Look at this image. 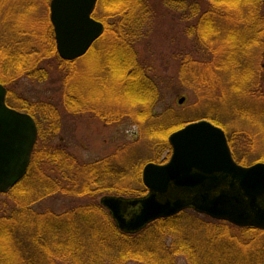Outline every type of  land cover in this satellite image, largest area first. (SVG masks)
Instances as JSON below:
<instances>
[{
  "label": "rangeland",
  "instance_id": "obj_1",
  "mask_svg": "<svg viewBox=\"0 0 264 264\" xmlns=\"http://www.w3.org/2000/svg\"><path fill=\"white\" fill-rule=\"evenodd\" d=\"M148 1L154 15L150 17L149 27L145 28L147 32L144 37L134 46L138 54L135 64L138 62L142 69L138 67L139 72L132 75H142L145 71L151 76L152 80L148 78V82L144 83L146 86L148 83L147 87L136 85V88L152 89L151 93L140 91L138 94L143 93V97L140 95L141 99H134L124 92L132 88L131 84L126 85L127 68L131 65V61L123 57L126 49L111 47L109 53L105 52L103 46L108 41L101 40L92 46L93 51L87 57H81L73 64L76 71L74 75L70 74V78H66L65 71L59 68V61L53 60L51 66L45 67L44 77L39 75L31 79L23 76L15 83L11 82L9 86L15 96L42 103L51 100L58 102L63 88L62 80H69L71 86L66 88H73V91L78 88L85 104L95 108L99 114L89 110L73 113V109H64L62 104L61 129L54 140L65 144L78 163L98 159H106L107 162L110 159L119 165L118 168L122 169L120 166H123L126 180L116 179L115 182L122 181L124 185L128 182L130 185L137 184L132 181L135 167H143L158 154L162 155V159L167 156L168 150H160V146L154 145L156 138L161 140V135L167 131L169 137L171 132L186 123L201 119L223 127L237 139L234 153L241 163L264 161V0H195L198 1L194 5L196 10H203L207 6L215 10L203 21L190 14L187 4L167 0ZM13 2L0 0V25L11 24ZM109 8L108 2H99L94 16L99 19L109 14ZM37 10L35 16L45 13L44 7ZM22 16L23 19L26 17ZM253 33L259 34L258 41L253 38ZM236 43L241 49L245 45L248 47L242 53H237L233 50ZM111 54H116V57ZM3 57L0 55V59ZM117 61L123 65L118 67ZM182 97L183 102H179ZM125 107L130 114L133 111L139 117L131 118L125 113L127 110L123 111ZM116 110L123 113L117 114L115 120L112 112ZM151 112L159 120L153 128L147 127L143 121ZM28 189L33 188L29 186ZM21 194L23 192L19 190L9 195L0 193V213ZM105 194L116 192L104 191L95 197L56 193L45 197L35 206L61 212L76 205L100 204L99 200ZM93 214L105 219L108 212L99 210L90 215ZM186 217L185 225L188 228L185 233L188 238L205 245L207 234L214 233L210 229L212 226L191 213H187ZM84 230L85 244L96 246L95 239L102 238V234L96 228L84 227ZM14 235L21 247L17 233ZM13 241L11 249L0 250V260H4L5 264H14L17 247ZM9 254H13V261L8 258ZM124 264L144 263L128 261ZM178 264H186V260L180 257Z\"/></svg>",
  "mask_w": 264,
  "mask_h": 264
},
{
  "label": "trees",
  "instance_id": "obj_2",
  "mask_svg": "<svg viewBox=\"0 0 264 264\" xmlns=\"http://www.w3.org/2000/svg\"><path fill=\"white\" fill-rule=\"evenodd\" d=\"M103 1L108 2L110 8L107 12L109 14L99 17L105 23V29L97 41H108L103 46L108 53L113 47L126 49L123 57L131 61V65L127 68L129 74H126V85L131 84L132 88H127L124 92L134 99H141L143 93L138 94L140 91L151 93L152 89L136 88V85H144L151 76L145 71L142 75H132L138 73L140 67L138 62L137 65L135 64L138 54L134 46L144 37L147 32L145 28L147 29L151 24L149 21L154 15L152 5L148 0H99L98 3ZM167 2L187 4L190 14L200 21L207 20L211 12H215L211 6L196 10L194 5L198 1L194 0H167ZM49 3L50 0H14L11 24L0 25V55L4 56L0 59L2 66L0 82L7 86V101L11 106L31 113L38 124V140L28 172L9 192L3 193L9 195L15 190L23 192L17 195L13 204H7L0 213V250L12 248L16 232L21 247L15 238L17 249L16 257L14 252V264H124L128 261L144 264H178L180 257L186 260V264H264L263 229L238 227L192 209L183 210L171 217L159 218L143 230L132 234L120 230L101 203L76 205L70 210L61 212L36 207L42 199L56 193L95 197L104 191L131 196H138L147 191L141 178L142 167H135L133 170L132 181L137 184L130 185L128 182L124 185L122 181L117 183L116 179L126 180L123 166H120L122 169L118 168L119 165L117 166L110 159L107 162L106 159H98L95 162L78 163L75 155L65 144L54 140L61 129L62 104L64 109H73V113L89 110L99 114L95 108L85 104V99L78 92V88H74V91L73 88H66L71 86L69 80L65 82L62 80L63 88L58 102L51 100L42 103L26 97H17L9 86L11 82L15 83L23 76L31 79L39 75L44 77L45 67L51 66L53 60L59 61V68L65 71L66 78H70V74H75L73 64L78 59L63 60L58 55L53 25L49 17ZM40 7L45 8V13L35 16V10ZM22 14L27 17H24L26 22ZM28 24L32 26H26ZM252 35H255L253 38L257 41L260 38L257 33ZM247 47L245 45V48ZM233 48L237 53H242L245 49H241L238 43L234 44ZM92 51L91 47L82 58L87 57ZM111 55L116 57V54ZM118 63L119 61L116 62L118 67L123 65ZM146 84L148 86V83ZM155 90L156 88L153 92ZM125 108L123 111L127 110L125 113L131 118L139 117H137L138 113L135 115L132 111L130 114L129 109ZM123 111H113L112 118H117ZM146 117L143 121L146 122L147 127L153 128L156 122H159L157 115L152 112ZM161 136V140L155 139L154 145L168 152L164 159L161 154L152 158L157 162L166 160L171 152L168 131ZM228 139L234 151L237 139L229 134ZM46 168L54 173H48ZM29 186L33 189H28ZM99 210L108 212L106 217L104 216L105 219L98 218V214L90 215ZM187 213L203 218L206 224L212 226L210 229L214 230V233L207 234L205 245L189 239L185 233L188 228L185 225L187 217L189 218L186 217ZM84 227L96 228L102 234V238L95 239L96 246L85 244ZM189 228L193 227L189 226ZM107 237L108 241L105 242ZM12 256L13 254H9L8 258L13 261ZM0 264H5V261L0 260Z\"/></svg>",
  "mask_w": 264,
  "mask_h": 264
},
{
  "label": "water",
  "instance_id": "obj_3",
  "mask_svg": "<svg viewBox=\"0 0 264 264\" xmlns=\"http://www.w3.org/2000/svg\"><path fill=\"white\" fill-rule=\"evenodd\" d=\"M97 2L50 0V21L62 59L83 56L102 34L105 25L93 16ZM37 139L35 118L8 105L7 88L0 82V192H8L26 175ZM168 140L169 158L149 161L142 168L145 194L100 198L120 230L136 233L188 208L239 227L264 229V161L238 163L225 130L207 119L186 123Z\"/></svg>",
  "mask_w": 264,
  "mask_h": 264
},
{
  "label": "bare ground",
  "instance_id": "obj_4",
  "mask_svg": "<svg viewBox=\"0 0 264 264\" xmlns=\"http://www.w3.org/2000/svg\"><path fill=\"white\" fill-rule=\"evenodd\" d=\"M89 51V50H88Z\"/></svg>",
  "mask_w": 264,
  "mask_h": 264
}]
</instances>
